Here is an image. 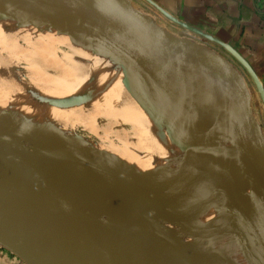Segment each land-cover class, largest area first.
<instances>
[{
    "label": "water",
    "instance_id": "water-1",
    "mask_svg": "<svg viewBox=\"0 0 264 264\" xmlns=\"http://www.w3.org/2000/svg\"><path fill=\"white\" fill-rule=\"evenodd\" d=\"M143 1L191 36L131 0H0V43L24 32L80 52L63 73L40 62L61 84L45 90L0 44V250L24 264H264V131L247 80L264 114L263 85L231 45ZM112 93L123 121L61 122Z\"/></svg>",
    "mask_w": 264,
    "mask_h": 264
},
{
    "label": "crops",
    "instance_id": "crops-1",
    "mask_svg": "<svg viewBox=\"0 0 264 264\" xmlns=\"http://www.w3.org/2000/svg\"><path fill=\"white\" fill-rule=\"evenodd\" d=\"M150 1L178 20L231 45L264 88V0Z\"/></svg>",
    "mask_w": 264,
    "mask_h": 264
},
{
    "label": "rangeland",
    "instance_id": "rangeland-1",
    "mask_svg": "<svg viewBox=\"0 0 264 264\" xmlns=\"http://www.w3.org/2000/svg\"><path fill=\"white\" fill-rule=\"evenodd\" d=\"M131 1H132L133 5L136 8H138L139 10L153 15L159 25L166 27L172 33H174L178 36H188V35L191 36V34H189L187 31L179 28L178 26L172 24L171 22H169L165 18H163L160 14H158L145 1H143V0H131ZM193 37H195V39H197L198 41L203 42V40L200 39L199 37H196V36H193ZM4 41H5V43H4ZM2 42H1L2 43L1 49L4 52H6L8 55L12 56L14 53L16 55L18 53L17 58H12V57L10 58L7 55V57H6V58H8L7 60L10 59V62H11V60H13V61L16 60V62L18 61V63H19L20 59H23L24 61L27 62V64L29 65L28 69L30 70V77H31V81H32L31 83H35L33 80L37 81L43 77V75H41L40 77L37 75V72H35L37 69L33 65H35L36 63H40L45 58H49L52 56L54 57L53 59L57 63V62L61 61L62 58L63 59L66 58L65 56L68 54V52H66L65 54L62 53L63 57L61 58L59 56L60 52H65V51L62 48H59L60 46L58 44H56L52 41H47V40L40 39V38H34L29 34H25V33H21V32L18 34L9 33L7 35H4ZM209 45L214 47L216 50L223 53L227 57H229L221 48H219L215 45H212V44H209ZM71 49H72L71 51H69V50H67V51H69L70 53H72L74 55L76 54V55L80 56L79 51L73 50V48H71ZM45 50H47V52H45ZM48 50L49 51L51 50V52H49ZM38 53H40V56L38 55ZM49 53H51V54H49ZM31 59H34V60H31ZM229 59L232 61V63L238 69H240L239 65L232 58L229 57ZM33 61L36 63H34ZM5 64H9V62H5ZM20 65L25 66L24 63H20ZM40 66H42V65H40ZM53 68L57 69V67L55 65ZM247 82H248V86L252 92V108H253L254 115H255L256 119L258 120V122L261 124L263 131H264V114H263L261 102L259 100V97H258L252 83L249 80H247ZM41 83H44V82H41ZM42 85L43 84H41V86ZM41 86H40V88H41ZM62 96L67 97L65 95H62ZM92 102H93V100L92 101L89 100V104H91ZM110 103H111V101H110ZM94 105L96 106V104H94ZM108 105H109V102L108 103L103 102V105H101L100 108L97 111H95L93 114H72V115H64V117L62 114H60L61 122L63 124H69L71 126L75 125L76 123H78V124L81 123L82 127L94 130V128H95L94 121L98 122L97 120L103 119V118H98L99 115H104L103 117H105V116L107 117L106 111L108 109ZM97 106H98V104H97ZM96 115H98V116L95 118ZM77 132L79 134L83 135L85 138H87L93 142L106 144V147H109V149L111 147H113L110 150L116 152V154H118V155H119V151L121 153H124L126 151L125 149H123L124 147L117 145L118 142L116 141L115 137H113L111 134H105V133L102 134L101 133L98 135H94V134H90V133L84 132V131H77ZM0 264H24V263L21 262L16 257L9 254L7 251L1 249L0 250Z\"/></svg>",
    "mask_w": 264,
    "mask_h": 264
},
{
    "label": "bare ground",
    "instance_id": "bare-ground-1",
    "mask_svg": "<svg viewBox=\"0 0 264 264\" xmlns=\"http://www.w3.org/2000/svg\"><path fill=\"white\" fill-rule=\"evenodd\" d=\"M11 33H14V34H18V33H20V32H11ZM21 33H24V32H21ZM26 34V33H25ZM12 36V35H11ZM13 40V39H12ZM5 43V42H4ZM73 50H76V51H78L77 49H75V48H73ZM49 51V50H48ZM18 52V51H17ZM45 52H47V50H45ZM49 52H51V50L49 51ZM49 54H51V53H49ZM8 55V54H7ZM38 55L40 56V53H38ZM10 58L12 57V58H17V56H18V53H17V55L14 53L12 56H10V55H8ZM66 58H64V59H70L71 61H73V59H74V57H79L78 55H74V54H72V53H70L69 51H68V54L65 56ZM54 57L52 56V57H49V58H45L44 60H45V62L48 64L49 63V65L51 64L53 67H54V65L57 67V71H58V69L59 70H62L61 72L63 73L64 71H67V67H65L64 66V64H63V60H61V61H59V62H57L56 63V61L53 59ZM8 58H5L4 59V63L5 62H9V64H11V62H10V59L9 60H7ZM52 60V61H51ZM51 61V62H50ZM34 62V61H33ZM34 63H36V62H34ZM36 65H41L40 63H36L35 65H33L34 67H36V71L35 72H37V75L40 77L41 75H43V77L41 78V79H39V80H33L35 83H33L35 86H37L38 88H40V86H41V84H43L42 86H41V88L40 89H47L48 87H51V86H53V87H60L61 88V84H60V82L59 81H57L54 77H52L51 75H49V74H47V73H45V71L41 68V67H44L43 65L42 66H36ZM68 72H70V74H72V76H75L74 75V73L73 72H71V70L70 69H68ZM29 80L31 81V77L29 78ZM32 82V81H31ZM41 82H44V83H41ZM59 83V84H58ZM62 89H63V87H62ZM117 95H115V93H112V94H109V96H107V97H103L100 101L99 100H96V99H94L93 100V102L91 103V105H94V104H96V106H97V104H98V106L100 107L101 105H103V102H106V103H108L109 102V105H108V109H107V111H106V114H107V117L105 116V117H102L103 119V121L105 120L106 122H108V121H111V120H114V119H116V120H118V121H123V115L118 111V109H117V105H118V99H117V97H116ZM110 101H111V103H110ZM97 123V122H96ZM119 126H120V124H119ZM89 130H91V129H89ZM120 130H121V127H119V128H117L116 129V131H119L120 132ZM91 131H93V130H91ZM118 132H116V136L118 137ZM113 147H111L110 149H112ZM126 150V149H125ZM126 152V153H125ZM124 153H121L120 151H119V155L120 156H123L124 157V154H125V156H129V151L128 150H126Z\"/></svg>",
    "mask_w": 264,
    "mask_h": 264
}]
</instances>
